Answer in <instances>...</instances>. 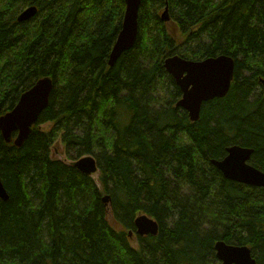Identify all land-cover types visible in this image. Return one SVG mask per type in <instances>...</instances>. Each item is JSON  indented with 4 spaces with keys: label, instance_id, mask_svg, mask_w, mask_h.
I'll return each instance as SVG.
<instances>
[{
    "label": "trees",
    "instance_id": "obj_1",
    "mask_svg": "<svg viewBox=\"0 0 264 264\" xmlns=\"http://www.w3.org/2000/svg\"><path fill=\"white\" fill-rule=\"evenodd\" d=\"M30 5L37 14L19 21ZM166 6L176 31L161 19ZM125 9L0 0V116L38 79L54 82L22 145L0 130V264H222L220 239L264 264V187L212 162L240 144L264 171V0H141L137 41L111 66ZM174 54L236 62L228 94L204 102L196 121L176 105L182 91L164 67ZM59 138L74 160L96 157L97 179L53 158ZM141 213L159 232L134 234V246Z\"/></svg>",
    "mask_w": 264,
    "mask_h": 264
},
{
    "label": "water",
    "instance_id": "obj_2",
    "mask_svg": "<svg viewBox=\"0 0 264 264\" xmlns=\"http://www.w3.org/2000/svg\"><path fill=\"white\" fill-rule=\"evenodd\" d=\"M126 9L122 27L109 56V64L113 65L118 57L132 48L139 35V8L141 0H125ZM38 6L30 5L18 15L19 21H26L35 16ZM163 21H169V8L165 7L161 15ZM235 59L228 54L206 57L201 60L185 58L174 54L164 59L165 69L173 76L182 91L176 105L187 110L190 119L196 121L200 117L202 104L216 97L228 94L235 74ZM264 93V78L261 80ZM53 78L45 76L24 91L16 106L0 116V130L7 142L14 141L22 145L29 137L33 126L41 113L48 107L53 90ZM14 133L16 135L14 136ZM254 149L240 144L227 147V154L222 159H212L214 165L228 179L253 186L264 187V171L250 162ZM72 164L87 175L98 173L97 159L93 155H85ZM0 197L8 199L7 190L0 177ZM110 196L105 195L108 202ZM136 232L129 231L130 237L137 235H157L159 222L146 213L139 214L135 219ZM218 259L222 264H259L248 245L228 243L223 239L215 243Z\"/></svg>",
    "mask_w": 264,
    "mask_h": 264
},
{
    "label": "rangeland",
    "instance_id": "obj_3",
    "mask_svg": "<svg viewBox=\"0 0 264 264\" xmlns=\"http://www.w3.org/2000/svg\"><path fill=\"white\" fill-rule=\"evenodd\" d=\"M165 9H163L164 11ZM163 11L161 12V15L163 13ZM170 15V14H169ZM170 20V19H169ZM164 22H168L169 26L171 28H173L175 31L177 30V28L171 24L169 21H164ZM47 126V125H46ZM52 156L53 158H60L68 163H70L72 160H74L73 158H71L70 156H68L65 151H64V145L62 143V141L60 140V138L56 141V143L54 144V146L52 147ZM94 178L97 179L98 177V173H95L94 175ZM116 227L119 228L120 226L118 224H116ZM131 242L134 246H137V239H136V236H132L131 237Z\"/></svg>",
    "mask_w": 264,
    "mask_h": 264
},
{
    "label": "bare ground",
    "instance_id": "obj_4",
    "mask_svg": "<svg viewBox=\"0 0 264 264\" xmlns=\"http://www.w3.org/2000/svg\"><path fill=\"white\" fill-rule=\"evenodd\" d=\"M112 66V65H111ZM260 169V168H259ZM261 170V169H260ZM263 171V170H262ZM224 175V174H223Z\"/></svg>",
    "mask_w": 264,
    "mask_h": 264
}]
</instances>
